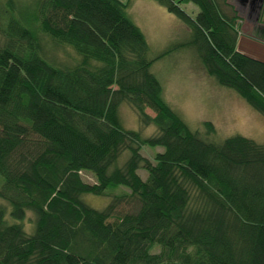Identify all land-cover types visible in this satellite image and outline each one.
Segmentation results:
<instances>
[{"label":"trees","instance_id":"16d2710c","mask_svg":"<svg viewBox=\"0 0 264 264\" xmlns=\"http://www.w3.org/2000/svg\"><path fill=\"white\" fill-rule=\"evenodd\" d=\"M132 1L0 0V264H264V141L191 127L151 70L189 45L264 114V59L228 0H156L188 36L150 56Z\"/></svg>","mask_w":264,"mask_h":264},{"label":"rangeland","instance_id":"374dc122","mask_svg":"<svg viewBox=\"0 0 264 264\" xmlns=\"http://www.w3.org/2000/svg\"><path fill=\"white\" fill-rule=\"evenodd\" d=\"M228 1L239 14L237 47L264 59V38L256 37L254 31V25L258 24L255 13L249 14L248 3L245 7L238 0ZM182 5L190 14L198 10L193 2ZM128 10L146 36L150 56H155L167 46H174L188 36V27L183 21L156 0H133ZM151 70L160 79L165 98L191 127L198 126L204 131L202 121L210 120L215 126V132L210 136L215 139L242 133L264 141V114L249 105L233 88L219 84L209 75L191 46L180 45L172 49L155 60ZM122 106L126 124L137 128L139 122L135 112L127 105ZM147 110L153 114L151 109ZM151 129L146 128V131ZM142 151L151 157L154 148L145 147ZM140 171L144 174L142 169ZM82 176L90 181L94 179L90 172L82 171Z\"/></svg>","mask_w":264,"mask_h":264},{"label":"water","instance_id":"95a60500","mask_svg":"<svg viewBox=\"0 0 264 264\" xmlns=\"http://www.w3.org/2000/svg\"><path fill=\"white\" fill-rule=\"evenodd\" d=\"M240 3L242 4H246V3H249V6H250V15L251 13H255V18L257 17L258 13H259V10L261 8V5H262V2L263 0H238Z\"/></svg>","mask_w":264,"mask_h":264},{"label":"flooded vegetation","instance_id":"af4514ba","mask_svg":"<svg viewBox=\"0 0 264 264\" xmlns=\"http://www.w3.org/2000/svg\"><path fill=\"white\" fill-rule=\"evenodd\" d=\"M247 5H249V3H248ZM245 7H246V4H245ZM250 10H251V9H250V6H249V10H248V11H249V13H250ZM248 11H247V12H248Z\"/></svg>","mask_w":264,"mask_h":264}]
</instances>
